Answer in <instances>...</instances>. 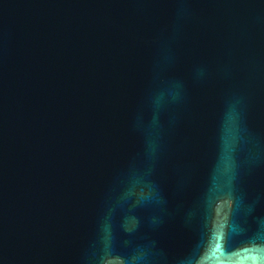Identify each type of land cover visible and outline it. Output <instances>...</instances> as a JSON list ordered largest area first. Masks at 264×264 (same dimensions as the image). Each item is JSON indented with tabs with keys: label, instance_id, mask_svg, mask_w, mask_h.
<instances>
[{
	"label": "water",
	"instance_id": "95a60500",
	"mask_svg": "<svg viewBox=\"0 0 264 264\" xmlns=\"http://www.w3.org/2000/svg\"><path fill=\"white\" fill-rule=\"evenodd\" d=\"M0 264H264V0H0Z\"/></svg>",
	"mask_w": 264,
	"mask_h": 264
}]
</instances>
